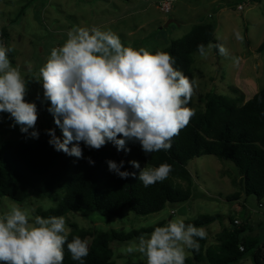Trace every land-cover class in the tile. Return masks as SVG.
Returning a JSON list of instances; mask_svg holds the SVG:
<instances>
[{
    "label": "clouds",
    "instance_id": "1",
    "mask_svg": "<svg viewBox=\"0 0 264 264\" xmlns=\"http://www.w3.org/2000/svg\"><path fill=\"white\" fill-rule=\"evenodd\" d=\"M235 38L242 40L237 31ZM220 37H217L219 40ZM212 48L228 57L222 43L197 46L199 55L207 58ZM13 51L0 43V113L10 114L11 127L20 126L22 133L39 138L36 130L38 109L27 102L30 80L13 66L8 54ZM234 63L238 58L232 57ZM175 60L167 52L154 54L145 48L135 49L122 44L112 31L98 27H76L69 30L63 45L54 47L39 75L34 79L43 87L44 101L50 102L47 111L53 116L62 138L54 129L46 130L48 141L57 152L83 159L81 142L99 150L112 142L117 150L129 152L128 142L139 143L148 155L168 151L172 138L185 128L195 115L187 107L197 81L190 80L174 67ZM71 145V147H70ZM88 163L94 165L91 157ZM140 169L138 180L145 187L167 179L169 164L141 169L138 161L129 162ZM108 169L121 179L136 177L137 173L121 171L124 161L108 160ZM203 227L185 223L183 217L155 227L138 243L126 249L128 254L139 252L146 264H185L186 249L199 250V239L206 237ZM64 216L36 215L14 206L0 217V261L4 264H63L64 246L71 258L84 264L89 255L87 239L79 236L67 239Z\"/></svg>",
    "mask_w": 264,
    "mask_h": 264
},
{
    "label": "rangeland",
    "instance_id": "2",
    "mask_svg": "<svg viewBox=\"0 0 264 264\" xmlns=\"http://www.w3.org/2000/svg\"><path fill=\"white\" fill-rule=\"evenodd\" d=\"M170 1L0 0V43L13 49L8 54L11 64L18 66L23 76L32 79L27 85L25 100L36 102L38 97H43L42 84L34 78L39 75V69L51 50L63 45L68 31L76 27L110 30L125 46L143 47L154 52L184 37L194 26L211 23L215 27V39L220 37L219 41L229 55L221 56L212 48L207 58L199 53L194 56L193 75L198 84L193 95L196 108L203 110L205 97L212 90L229 95L232 94L230 87L234 86L244 93L246 100V97L252 98L264 89V51L258 52L264 39V0H173L172 5L167 4ZM240 4L243 5L242 10L238 9ZM166 8L170 11L166 12ZM170 20L173 21L168 23ZM237 31L242 40L235 38ZM232 57L238 58V63H234ZM13 123L7 113L1 122V142L21 139L20 126L11 127ZM43 128V119L38 112L36 130L40 134ZM31 131L33 129H29V133ZM58 132L62 134L60 129ZM139 164L141 169L146 166ZM188 169L194 178L193 197L189 202L168 204L163 211L149 216H138L128 209L122 218L109 217L99 211L87 215L70 212L64 216L68 234L73 230L72 225L92 233L111 229L129 233L159 223L164 226L169 220L179 217L192 221L202 215H220L221 219L207 229L211 240L216 237L217 230L230 225L232 216L240 222L237 226L248 221L255 230L254 235L260 233L264 240V200L258 201L256 197L243 194L239 172L231 162L215 156H202L189 162ZM174 183L187 186L179 180H174ZM62 197L60 191L50 197L32 195L23 204L3 197L0 217L18 205L29 213L31 221L36 215L41 216L39 211L55 208ZM88 243H92L91 238ZM137 243V239L112 242L113 260L117 264H146V258L139 252H126L129 246L135 247ZM188 256L190 252L186 249Z\"/></svg>",
    "mask_w": 264,
    "mask_h": 264
},
{
    "label": "trees",
    "instance_id": "3",
    "mask_svg": "<svg viewBox=\"0 0 264 264\" xmlns=\"http://www.w3.org/2000/svg\"><path fill=\"white\" fill-rule=\"evenodd\" d=\"M210 42L221 43L215 39L214 25L201 23L159 51L169 53L175 60L174 67L192 80L197 46H207ZM215 51L219 54L218 49L215 48ZM263 51L264 39L258 48L259 53ZM230 90L232 94L229 95L210 91L205 97L203 110L196 108L192 97L186 106L193 109L195 115L172 138V146L168 151L146 155L139 143L133 142L127 144L131 149L129 152L118 151L112 142L96 150L81 142L83 159L57 152L48 143L51 137L46 130L54 129L55 135L61 138L62 134L58 132L53 116L47 111L50 102L38 97L34 103L44 123L39 138L22 133L20 140L0 141V205L3 197L23 204L32 195L50 197L60 191L63 197L57 206L39 211L41 216H66L70 212L87 215L99 211L109 217L122 218L127 209L138 216H149L163 211L168 204L180 205L192 199L194 178L188 164L202 156H215L231 162L239 172L243 194L256 197L258 201L264 200V89L249 101H245L244 93L238 88L232 86ZM6 115L0 113V128ZM88 157L95 162L94 165L88 163ZM108 160L117 163L123 160L121 171L135 172L137 176L121 179L109 171ZM133 160L149 167L166 163L171 165L172 170L164 181L145 187L138 180L140 169L129 163ZM174 180L185 182L187 186H177ZM220 219V215H202L185 223L208 228ZM235 221L231 219L229 227L223 228L216 245L207 246V235L199 239V250L188 249L190 256L186 257L185 264H237L248 256H252L254 264H264L263 240L246 237L250 228L248 221L241 226H237ZM158 226H162V223L129 233L115 229L92 233L72 225L73 230L67 239L68 242L75 236L92 239L84 264H117L110 247L112 242L138 240L139 236L149 235ZM0 264L4 262L0 261ZM63 264H78L71 258L66 244Z\"/></svg>",
    "mask_w": 264,
    "mask_h": 264
},
{
    "label": "crops",
    "instance_id": "4",
    "mask_svg": "<svg viewBox=\"0 0 264 264\" xmlns=\"http://www.w3.org/2000/svg\"><path fill=\"white\" fill-rule=\"evenodd\" d=\"M245 1H247V0H245ZM254 2H258V0H255ZM240 5H242V4H240ZM243 6V5H242ZM221 10V9H220ZM223 10V9H222ZM221 10V11H222ZM255 77V80H256V76H254ZM240 88V87H239ZM256 93V92H255ZM254 93V94H255ZM254 96V95H253ZM251 98H247L246 97V100L245 101H249ZM261 206V205H260ZM239 209H240V207H239ZM230 219H235V217H230ZM235 220H237V219H235ZM260 226V225H259ZM226 227H229V226H226ZM226 227H224V228H226ZM204 229H206V234H207V236H208V247H210V246H214V245H216L214 242L215 241H217L218 240V236H219V234L221 233V231L223 230H217L218 232H216V237L214 238V240H211L210 239V237H209V234H208V230L207 229H209V227L208 228H204ZM254 232H255V230L254 229H252V226L250 225V228H249V231H248V233L246 234V237L247 236H249V237H254V238H258V239H261L260 238V233L259 234H257V235H254ZM263 242H264V240H263ZM217 243H218V241H217ZM237 264H254V261H253V259H252V257H245L244 259H242L239 263H237Z\"/></svg>",
    "mask_w": 264,
    "mask_h": 264
},
{
    "label": "built area",
    "instance_id": "5",
    "mask_svg": "<svg viewBox=\"0 0 264 264\" xmlns=\"http://www.w3.org/2000/svg\"><path fill=\"white\" fill-rule=\"evenodd\" d=\"M172 2H173V0H171V1L168 2L167 4L170 3V5H172ZM238 9H239V10H242V9H243V6H242V5H239V6H238ZM169 11H170V9H169V8H166V12H169ZM235 224L238 225V224H240V222H239L238 220H236V221H235ZM241 250L243 251L244 249L241 248Z\"/></svg>",
    "mask_w": 264,
    "mask_h": 264
},
{
    "label": "water",
    "instance_id": "6",
    "mask_svg": "<svg viewBox=\"0 0 264 264\" xmlns=\"http://www.w3.org/2000/svg\"><path fill=\"white\" fill-rule=\"evenodd\" d=\"M173 20H170L168 23H171ZM168 23L166 24V26L168 25Z\"/></svg>",
    "mask_w": 264,
    "mask_h": 264
}]
</instances>
